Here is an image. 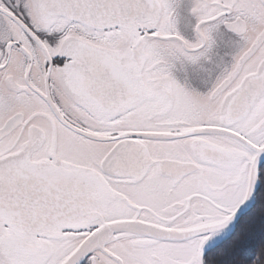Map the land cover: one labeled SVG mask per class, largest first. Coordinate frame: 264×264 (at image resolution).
Here are the masks:
<instances>
[{"label": "snow or ice", "instance_id": "1", "mask_svg": "<svg viewBox=\"0 0 264 264\" xmlns=\"http://www.w3.org/2000/svg\"><path fill=\"white\" fill-rule=\"evenodd\" d=\"M0 264H264V0H0Z\"/></svg>", "mask_w": 264, "mask_h": 264}]
</instances>
